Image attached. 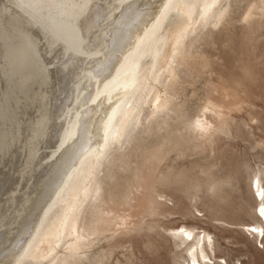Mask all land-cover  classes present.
Masks as SVG:
<instances>
[{
    "label": "bare ground",
    "instance_id": "obj_1",
    "mask_svg": "<svg viewBox=\"0 0 264 264\" xmlns=\"http://www.w3.org/2000/svg\"><path fill=\"white\" fill-rule=\"evenodd\" d=\"M103 1L0 0V264L62 258L97 169L159 108L179 46L224 0ZM254 180L259 220L243 227L261 243ZM181 228L195 264L207 243L216 257L209 233Z\"/></svg>",
    "mask_w": 264,
    "mask_h": 264
},
{
    "label": "rangeland",
    "instance_id": "obj_2",
    "mask_svg": "<svg viewBox=\"0 0 264 264\" xmlns=\"http://www.w3.org/2000/svg\"><path fill=\"white\" fill-rule=\"evenodd\" d=\"M158 88L161 105L97 169L53 264H191L182 226L212 236L216 257L207 243L197 264H264V239L243 227L259 220L256 176L264 187V0H224Z\"/></svg>",
    "mask_w": 264,
    "mask_h": 264
},
{
    "label": "snow or ice",
    "instance_id": "obj_3",
    "mask_svg": "<svg viewBox=\"0 0 264 264\" xmlns=\"http://www.w3.org/2000/svg\"><path fill=\"white\" fill-rule=\"evenodd\" d=\"M253 231H256L255 229H253Z\"/></svg>",
    "mask_w": 264,
    "mask_h": 264
}]
</instances>
